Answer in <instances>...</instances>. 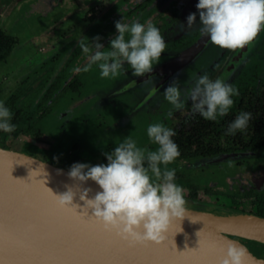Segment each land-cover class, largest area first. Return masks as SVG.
I'll list each match as a JSON object with an SVG mask.
<instances>
[{
  "label": "clouds",
  "instance_id": "clouds-1",
  "mask_svg": "<svg viewBox=\"0 0 264 264\" xmlns=\"http://www.w3.org/2000/svg\"><path fill=\"white\" fill-rule=\"evenodd\" d=\"M195 8L197 11L188 13L181 27L198 24L200 34L221 49L241 48L264 28V0H197ZM114 28L107 50L99 36L78 42L87 63L74 71H88L96 64L100 77H115L126 64L134 76L154 81L153 66L166 43L160 29L151 21L124 22L122 17L114 21ZM180 88L177 77L163 88L164 99L170 105L166 118L171 117L173 110L184 109L190 103L192 112L205 120L217 121L228 114L234 103L233 96L239 95L233 84L220 78L211 79L207 72L194 74L183 93ZM12 116L10 108L0 100V132L14 131ZM251 116L248 111L237 112L228 123L225 135L245 130ZM145 131L148 140L156 145L154 150L137 146L134 139L125 137L111 152L104 153L106 163L74 162L67 175L81 183L94 181L98 186L94 196L89 198V189L84 188L79 198L84 201V209L91 208L90 217L106 231L138 243L159 244L169 225L185 217L186 201L183 187L175 182V169L161 167L180 154L172 139L175 130L158 120L148 123ZM50 193L58 209L76 210L77 205L71 203L74 195L71 188L60 194H53L51 190ZM199 231L195 233L197 238ZM212 244L215 246L216 242ZM220 251L218 264H245V250L235 243L225 242Z\"/></svg>",
  "mask_w": 264,
  "mask_h": 264
},
{
  "label": "water",
  "instance_id": "water-1",
  "mask_svg": "<svg viewBox=\"0 0 264 264\" xmlns=\"http://www.w3.org/2000/svg\"><path fill=\"white\" fill-rule=\"evenodd\" d=\"M196 2L187 0L184 3L169 33L170 43L191 38L199 32L198 24L190 28L180 25L188 13L197 11ZM211 46L207 37L199 32L191 44L175 50L168 59L153 66L154 81L130 76L119 85V94L140 86L142 90L137 95L139 101L135 111L141 106L149 107L148 112L155 110L164 98L163 88L173 77L179 79L182 70ZM222 52L228 56L221 55L203 73L207 72L211 79L220 78L230 83L245 66L263 56L264 28L243 47ZM67 172L28 154L0 147V264H218L222 255L220 247L225 242H233L245 250V264H264V257L239 240L264 245V217L253 213L227 210L217 214L185 208V217L169 225L162 242H142L132 247L114 232H105L100 224L82 227L67 219V214L43 191L60 194L71 188L74 193L71 203L77 205V213L83 211L90 216L92 210L86 206L84 209L80 192L88 188L90 198L99 190L98 186L91 180L83 183L74 180ZM70 230L77 240L96 241L100 247L84 250L83 245H73L76 250L68 251L66 245L65 250L57 249L55 245L68 239ZM197 231L201 246L209 240L216 242L214 254L197 258L193 251L199 246ZM168 249H172L171 254L166 251Z\"/></svg>",
  "mask_w": 264,
  "mask_h": 264
},
{
  "label": "rangeland",
  "instance_id": "rangeland-1",
  "mask_svg": "<svg viewBox=\"0 0 264 264\" xmlns=\"http://www.w3.org/2000/svg\"><path fill=\"white\" fill-rule=\"evenodd\" d=\"M6 1L9 5L11 0ZM16 1L12 10L0 14V30L16 38L8 61L0 63V100L12 113L21 110L22 116L27 117V124L33 127L28 130L24 125L14 129L10 149L69 169L63 164L67 151L75 153L78 158L75 162L90 165L104 163L102 157L106 146L114 148L129 136L137 146L154 150L156 145L148 140L145 131L149 118L156 119L153 122L159 119L173 129L183 125L178 110L166 118L165 108L157 110L158 107L155 110L162 114L137 120L133 112L135 98L129 92L121 95L117 89L133 76L126 64L115 77H100L96 64H92L88 71H74L76 67L82 68L87 61L78 42L89 37V31L92 32L81 18L70 21L71 26L67 24L70 31L62 27L45 35L44 31L54 26V22L64 15L62 13L71 11L73 17H79L82 11L77 7L94 0H59L58 3L55 0ZM143 1L131 0L132 3ZM163 1L151 0L149 7L155 8ZM125 3L127 1L124 0H100L97 6L109 22L115 12L126 9ZM162 10L160 17L165 13ZM146 15L141 13L139 20L156 24L160 18L149 16L146 19ZM170 32L165 27L161 31L166 43L158 62L165 60L162 58L166 57L167 47L171 44ZM56 55L59 56L53 61ZM74 77L79 83L76 91L66 88ZM10 99L13 102L10 103ZM43 110H46L45 115L41 113ZM36 133L39 135H34ZM74 143L78 145L77 150L72 149ZM174 169L177 172L187 170L191 180L195 181L196 162L180 164ZM176 183L179 184L178 181ZM197 195L193 198L194 194L184 191L186 200L196 199ZM250 245L252 248H264L263 244Z\"/></svg>",
  "mask_w": 264,
  "mask_h": 264
},
{
  "label": "flooded vegetation",
  "instance_id": "flooded-vegetation-1",
  "mask_svg": "<svg viewBox=\"0 0 264 264\" xmlns=\"http://www.w3.org/2000/svg\"><path fill=\"white\" fill-rule=\"evenodd\" d=\"M55 1L58 3L59 0ZM124 1H127L125 3L126 9L115 12L109 22L106 21V16L100 13L102 11H98L99 6L97 5L100 0H94V3L89 1L84 6L77 7L82 11L79 17H73L71 11L66 12V14L62 13L64 15H61L57 22H54V26L45 30L44 33L48 35L55 32L57 28L62 27L70 31V21L81 18L86 23V28L92 30V32H88L89 37L83 39V41L88 42L87 39L91 40L94 36H99L100 43L107 48L109 39L115 34L114 21L120 17L123 18L124 22H131L133 19L139 20L141 13L147 14L146 19L149 16L157 18L160 17L159 15L163 13L162 9H164L165 13L154 25L160 29V32L164 27L170 32L179 11L187 0H165L155 8L149 7L151 0L140 3H132L131 0ZM5 2L7 1L0 0V14L12 10L11 7L17 1L11 0L9 5ZM122 5L124 4H120V6ZM92 27L94 29H91ZM198 36L199 32H196L191 38H181L177 42L171 43L167 47L166 57L162 59H168L170 57L169 53L191 44ZM52 47L55 48V45ZM223 50L212 44L193 64L183 69L179 76L181 81L180 91L183 93L184 87L191 82L194 74L199 75L208 70L209 65L214 60L221 58V55L226 58L228 53H223ZM58 56H54L53 61L57 60ZM73 80L78 82L77 77H74ZM230 84L238 89L239 95L233 96L234 103L228 114L220 117L217 121L205 120L198 113L192 112L190 103H186L184 109L177 111L180 113V120L183 125L174 129L175 132L184 145L197 148L199 154L193 158L174 160L170 164L161 167L174 169L180 164L196 162L195 181L191 180L192 176L188 175L187 170L181 172L175 170V178H178L180 181L178 183L182 185L184 191H190L194 194L193 198L198 194L196 199H185V208L187 209L217 214L224 213L227 210H238L253 214L259 212V215L264 217V54L253 63L245 66L243 71ZM141 90L140 86H135L128 91L130 96L135 98L133 112L139 101L137 95ZM169 107L168 102L163 99L157 110L165 108V113H167ZM147 108L149 109V107L141 106L137 109L139 113L135 111L137 120L145 116L162 114L157 110L148 112ZM239 111L252 113L247 128L237 131L235 135H225L228 123ZM173 112L176 111L173 110ZM155 120L149 118L148 123ZM152 145L155 144L152 143ZM248 241L241 242L256 253V248L249 246V243L252 244V242Z\"/></svg>",
  "mask_w": 264,
  "mask_h": 264
},
{
  "label": "trees",
  "instance_id": "trees-1",
  "mask_svg": "<svg viewBox=\"0 0 264 264\" xmlns=\"http://www.w3.org/2000/svg\"><path fill=\"white\" fill-rule=\"evenodd\" d=\"M15 44H16V38L15 37L6 34L3 31H0V63H6L8 61V59L11 55L12 49H13ZM78 85H79L78 82L73 80L67 85L66 88L76 90ZM11 102H13V99H10V103ZM41 113H42V115H45L46 110H43V112H41ZM26 120H27V117L22 116L21 110H15L14 111L13 116H12V122L16 125L15 129H20L22 126L25 125V126H27L26 128L28 130H31L33 125L27 124ZM13 133H14V131H12L11 133L0 132V147H3L5 145L7 149H10L11 143L13 141ZM37 134L38 133H36L34 135H37ZM172 139L178 145L179 153H180L179 156L175 160L193 158L199 154V150H197V148L191 147V145H188V146L184 145L183 141L181 140V138L179 137V135L177 133L175 134V136L172 137ZM72 149L77 150L78 145L73 144ZM112 149H113V147L111 145H108L105 148V152H111ZM105 152H103V154ZM75 156H76L75 153H73V152L71 153V152L67 151L66 153H64V159H63L64 163L63 164L70 167L76 161V159H78L77 156L76 157ZM102 162L106 163L104 155L102 157ZM56 166H58V165H56ZM65 170L68 171V168ZM176 181L180 182L178 180V178H175V182ZM255 214L259 215V212H256ZM259 216H261V215H259ZM241 241L245 242L247 240L242 239ZM248 242H252V241H248ZM252 244L259 245V243H256V242H252ZM255 251L257 254L264 257V248H256Z\"/></svg>",
  "mask_w": 264,
  "mask_h": 264
},
{
  "label": "snow or ice",
  "instance_id": "snow-or-ice-1",
  "mask_svg": "<svg viewBox=\"0 0 264 264\" xmlns=\"http://www.w3.org/2000/svg\"><path fill=\"white\" fill-rule=\"evenodd\" d=\"M43 191L48 197H50L53 200L51 193H48L46 190H43ZM59 210H61L63 213L67 214V219L75 221L77 224H79L82 227H87L89 225L99 224L92 217L86 215V212L82 211L80 213H77L75 208H65V209H59ZM102 229L105 232H109V231H106L103 228V226H102ZM68 235H69L68 239H65V240L61 241L59 244L55 245V247L57 249L65 250L66 245L69 246L66 249L68 251H75L76 250L75 247H73V245H83L84 250H89V249L100 247L99 243L96 241L77 240L75 235L72 234L71 230L69 231ZM117 237H119V236H117ZM119 239L121 241L127 242L129 247H132L134 244L138 243V242L130 241L127 239H123L121 237H119ZM164 239H165V237H164ZM212 242L213 241L209 240V241L205 242L203 244V246H201V244L199 242V246L197 248L193 249V251L195 253H197V258H205V257L215 253L216 248H215V246H213ZM166 251H168L171 254L172 249H168Z\"/></svg>",
  "mask_w": 264,
  "mask_h": 264
}]
</instances>
